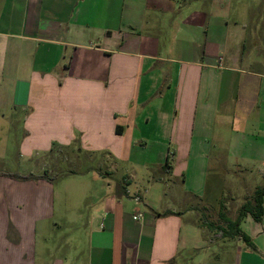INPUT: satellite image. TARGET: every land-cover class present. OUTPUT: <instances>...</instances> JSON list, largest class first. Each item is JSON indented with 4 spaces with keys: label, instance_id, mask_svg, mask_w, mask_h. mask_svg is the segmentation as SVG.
<instances>
[{
    "label": "crops",
    "instance_id": "1",
    "mask_svg": "<svg viewBox=\"0 0 264 264\" xmlns=\"http://www.w3.org/2000/svg\"><path fill=\"white\" fill-rule=\"evenodd\" d=\"M227 160L264 164V0H0V264H224Z\"/></svg>",
    "mask_w": 264,
    "mask_h": 264
},
{
    "label": "rangeland",
    "instance_id": "2",
    "mask_svg": "<svg viewBox=\"0 0 264 264\" xmlns=\"http://www.w3.org/2000/svg\"><path fill=\"white\" fill-rule=\"evenodd\" d=\"M95 163L96 162H94V164ZM88 164L93 163L88 162ZM88 164L84 162V160H81L79 163L74 162L69 165L68 163L63 164V169L82 168ZM2 168H5V166L3 167V165H0V169ZM166 178H168L167 175ZM262 185H264V164L233 160L210 163L208 186L204 198V201H206V207L201 211V221L205 223L225 225V220L220 213H223L224 217H227L228 219H235L239 207L245 199L250 197L257 186ZM221 202L224 204L223 208L220 207ZM240 226L243 231V228H245L244 222H241ZM209 234L213 239H217L218 241L224 242L228 240L221 236V232L217 230H210ZM235 239V237L230 238L231 241L226 243L227 245L214 244L211 247L215 252V255L217 254L224 264L231 263L230 261H232V257L234 253H236L237 248L244 243Z\"/></svg>",
    "mask_w": 264,
    "mask_h": 264
},
{
    "label": "trees",
    "instance_id": "3",
    "mask_svg": "<svg viewBox=\"0 0 264 264\" xmlns=\"http://www.w3.org/2000/svg\"><path fill=\"white\" fill-rule=\"evenodd\" d=\"M165 167L169 168V163H165ZM7 174V173H6ZM11 177L24 178L8 174ZM26 178V177H25ZM263 197H264V185L257 186L250 197L246 198L242 205L239 207L237 217L233 220L224 217L223 213L220 215L225 220V225L207 223L206 225L211 230H217L221 232V236L226 238H234L239 236L244 240L246 244H251L249 237L241 230V222L246 216H251L252 219L256 222L261 221L263 215ZM224 204L221 202L220 207L223 208Z\"/></svg>",
    "mask_w": 264,
    "mask_h": 264
},
{
    "label": "built area",
    "instance_id": "4",
    "mask_svg": "<svg viewBox=\"0 0 264 264\" xmlns=\"http://www.w3.org/2000/svg\"><path fill=\"white\" fill-rule=\"evenodd\" d=\"M134 218H137V216H134Z\"/></svg>",
    "mask_w": 264,
    "mask_h": 264
}]
</instances>
